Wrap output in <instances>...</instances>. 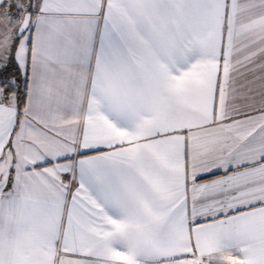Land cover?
Segmentation results:
<instances>
[{
	"label": "snow or ice",
	"instance_id": "snow-or-ice-1",
	"mask_svg": "<svg viewBox=\"0 0 264 264\" xmlns=\"http://www.w3.org/2000/svg\"><path fill=\"white\" fill-rule=\"evenodd\" d=\"M0 264H264V0H0Z\"/></svg>",
	"mask_w": 264,
	"mask_h": 264
}]
</instances>
